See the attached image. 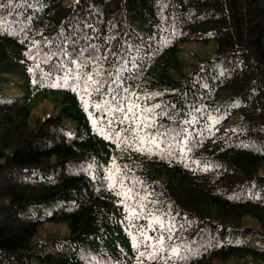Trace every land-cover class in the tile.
Instances as JSON below:
<instances>
[{
  "label": "trees",
  "instance_id": "1",
  "mask_svg": "<svg viewBox=\"0 0 264 264\" xmlns=\"http://www.w3.org/2000/svg\"><path fill=\"white\" fill-rule=\"evenodd\" d=\"M0 5V264H264V0ZM199 40L212 54L187 72ZM78 65L105 95L61 82ZM109 86L151 121L145 151L113 142ZM50 222L67 234L37 243ZM141 232L165 237L156 260L126 239Z\"/></svg>",
  "mask_w": 264,
  "mask_h": 264
},
{
  "label": "snow or ice",
  "instance_id": "2",
  "mask_svg": "<svg viewBox=\"0 0 264 264\" xmlns=\"http://www.w3.org/2000/svg\"><path fill=\"white\" fill-rule=\"evenodd\" d=\"M5 7L4 5H0V8ZM75 64V61H72ZM84 65H78L73 70L64 71L62 77V83L65 86L71 87L72 90H82L85 94L91 96L93 93L105 95L102 92L104 87L100 81L95 79V76L100 75V71L97 70L95 73H87L83 72L82 68ZM115 83V81H112ZM53 87L58 86V84H53ZM79 94V93H78ZM111 95V100H105L104 104L107 106L106 116L110 114L107 119V123L109 125V131H112L111 126L113 124L121 125L118 131L113 132L112 139L113 142L116 143L117 147H120L121 144H124L126 147L130 148L133 151H145L144 145L147 143H155L158 137L156 136H141V132L144 128L151 126V121L147 117H142L139 113L135 111V109L139 108V104H133L129 102L127 99L121 100L119 95L114 93L109 86L108 93ZM87 108V104L85 105ZM100 105L97 104V108ZM126 132L129 133L128 137H121L120 133ZM160 136L164 134H159ZM107 138V137H106ZM137 142L139 143V147H137ZM153 224L159 223V219L157 218L152 222ZM162 227V226H161ZM139 230V229H138ZM152 231H156L157 229L152 228ZM171 238L170 236L168 237ZM165 242V237L161 234L156 237L148 236L145 232H141L139 240H137L136 236H133V247L138 251L139 257L147 258L150 260H156L157 254L163 251V245ZM159 245L160 247H157ZM141 246L144 248L143 251L140 250ZM151 249V251H148ZM172 252L175 253L176 249H172ZM142 264V261L140 262Z\"/></svg>",
  "mask_w": 264,
  "mask_h": 264
},
{
  "label": "rangeland",
  "instance_id": "3",
  "mask_svg": "<svg viewBox=\"0 0 264 264\" xmlns=\"http://www.w3.org/2000/svg\"><path fill=\"white\" fill-rule=\"evenodd\" d=\"M205 44L202 40L199 41H191L189 43H185L182 45V50L179 54V58L184 62L185 68L187 72H191L194 69L197 70L199 67L198 60L205 58L207 56H210L212 54L211 48L213 47L212 42L208 43V45L211 47L207 49L205 47ZM6 76V75H4ZM7 87H11V83H6ZM11 91H15L14 89H11ZM17 91V90H16ZM53 112V103L51 101L44 100L39 103V105L35 108L34 115L38 118L43 117L46 114ZM34 124V121H31ZM226 127H228L226 125ZM125 187L124 182H119V184L115 187L116 191H121ZM242 222L244 224L255 230L258 229L257 223L252 218L249 217H243ZM114 228V234L115 237H119L121 233L127 234V229L124 226H113ZM68 230L65 225H59V224H53V223H45L40 231L38 232V235L36 237V242L41 243L45 241H51L54 240L57 237H63L67 234ZM241 239H244L251 243H258L261 241V236L258 235L255 231H252L250 234L246 233L245 236L240 237ZM129 239L128 242L133 246V237L126 238ZM118 245V244H117ZM217 253H215L213 256L210 257L211 264H232V260H219L215 257ZM241 264H245L244 261H241Z\"/></svg>",
  "mask_w": 264,
  "mask_h": 264
}]
</instances>
